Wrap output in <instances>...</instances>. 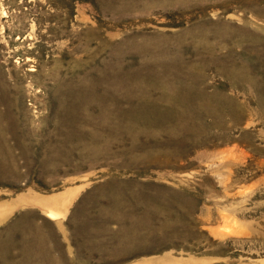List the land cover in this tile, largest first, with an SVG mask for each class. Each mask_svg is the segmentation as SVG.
<instances>
[{
  "label": "rangeland",
  "instance_id": "374dc122",
  "mask_svg": "<svg viewBox=\"0 0 264 264\" xmlns=\"http://www.w3.org/2000/svg\"><path fill=\"white\" fill-rule=\"evenodd\" d=\"M0 264H264V0H0Z\"/></svg>",
  "mask_w": 264,
  "mask_h": 264
},
{
  "label": "crops",
  "instance_id": "0c3cea01",
  "mask_svg": "<svg viewBox=\"0 0 264 264\" xmlns=\"http://www.w3.org/2000/svg\"><path fill=\"white\" fill-rule=\"evenodd\" d=\"M22 205H24L25 207L26 206H29V207H34V206H39L44 212H43V215L47 218V219H49V220H57V218H59V214H61L62 213V211H63V208H64V206H65V203L63 202L62 204H55V205H52V204H50L48 201H46V200H44V201H41L40 203H39V205H36L35 203H26V204H22ZM48 209H52V210H54V212H56V215H54V216H49V215H47V210Z\"/></svg>",
  "mask_w": 264,
  "mask_h": 264
},
{
  "label": "bare ground",
  "instance_id": "6f19581e",
  "mask_svg": "<svg viewBox=\"0 0 264 264\" xmlns=\"http://www.w3.org/2000/svg\"><path fill=\"white\" fill-rule=\"evenodd\" d=\"M48 215L52 217L54 215V213L48 212Z\"/></svg>",
  "mask_w": 264,
  "mask_h": 264
}]
</instances>
